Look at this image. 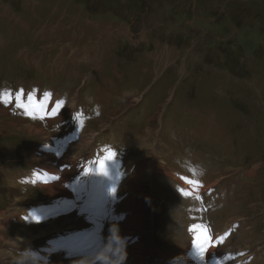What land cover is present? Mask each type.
<instances>
[{"label": "rangeland", "instance_id": "obj_1", "mask_svg": "<svg viewBox=\"0 0 264 264\" xmlns=\"http://www.w3.org/2000/svg\"><path fill=\"white\" fill-rule=\"evenodd\" d=\"M20 89L24 90L22 103H28L30 93L36 103H44V109L35 116L26 115L16 106ZM45 92L50 94L47 100ZM4 93H10V99L7 104L0 100V210L10 203L2 190L6 174L16 179L19 174L22 189L18 187V197H13L28 201L0 217V238L15 234L26 238L19 231L23 224L17 219L20 212L30 224L26 230L44 229L43 222L29 221L27 211L42 201H56L60 195L44 197L45 187L63 181L62 176L71 185L80 180V173L74 176V161L87 174L84 169H89L93 159L96 164L109 150L114 151L109 161H123L128 171L134 153L151 160L139 184L135 211L121 203L130 172L122 179L117 176L120 193L113 196L114 209L107 225L91 228L64 216L53 220L57 229L25 246L0 240V251L11 249V264L31 249L41 257L34 264L93 263L99 256L112 259L103 251L105 245L92 255L69 260L61 252L50 253L54 259L49 258V252L37 247L50 246V237L66 228L67 234L82 228L98 230L104 242L108 238L104 249L112 256L123 255L121 237L128 236L124 264H130L133 257L141 260L139 264L171 252L170 257H175L189 241L183 239L182 245L171 248V240L178 242L180 236L192 240V231L187 236L185 228L189 230L192 220H202L203 213L198 200L181 202L173 191L179 172L206 180L225 178L222 188L217 187L221 201L213 200L215 211L209 206L208 213L214 225L223 223L222 230L214 227L216 231H229L226 223L239 224L236 235L228 236L218 251L227 245L238 246L239 264H264V0H0V94ZM57 101H63L57 115L40 119ZM79 133H83L80 138ZM144 142L150 149L145 150ZM57 146L65 147V152L70 147L68 154L59 152ZM40 148L41 155L32 154ZM192 153L195 158L190 157ZM38 157L47 162L55 159L56 169L67 162L73 168L49 169L45 162L34 160ZM153 158L163 168H153ZM185 158L215 164L216 172L178 162ZM250 163L261 165L253 175L248 174ZM39 169L51 172L52 179L38 176L36 184ZM213 186L209 181L210 194ZM71 194L76 199L77 194ZM184 204L186 210H178ZM222 204L229 208L222 206L221 212ZM44 209L45 213L49 208ZM33 214L39 217L36 211ZM127 219L133 233L116 234V223L119 230ZM232 236L234 241L228 244ZM79 239L75 235L72 243L76 245ZM137 241L134 253L130 246ZM28 264L33 262L29 259Z\"/></svg>", "mask_w": 264, "mask_h": 264}, {"label": "bare ground", "instance_id": "obj_2", "mask_svg": "<svg viewBox=\"0 0 264 264\" xmlns=\"http://www.w3.org/2000/svg\"><path fill=\"white\" fill-rule=\"evenodd\" d=\"M144 40V39H143ZM167 52V51H166ZM167 55V54H166ZM10 123H9V125H12V126H14V122L12 121V120H10L9 121ZM28 131H33V129L31 128V126H28ZM110 143V142H109ZM113 143V142H112ZM111 143V144H112ZM147 145V143H145L144 142V148H145V150H147V149H150L148 146H146ZM142 146V145H141ZM67 147H69V146H67ZM70 148V147H69ZM69 148H68V151H69ZM113 148V147H112ZM125 149V148H124ZM42 148H40V149H37V150H34L33 151V153L32 154H34V155H36V156H38V155H41L42 154ZM113 150V149H112ZM54 151H56L55 149L53 150V152ZM101 151V150H100ZM104 151V150H103ZM123 151V150H122ZM140 151V150H139ZM48 152H50V151H48ZM114 152V151H113ZM124 152V151H123ZM147 152V151H146ZM149 152V151H148ZM50 153H52V152H50ZM122 153V152H121ZM125 153V152H124ZM127 154H128V152H127ZM149 154V153H148ZM52 155V154H51ZM142 155L143 154H141V153H138L137 152V154L136 153H134V156H135V161H133L131 164L130 163H128V167H129V171H128V169H127V165L126 166H124V163H123V161L121 162V164L118 162V161H116V158H115V160L114 161H109V160H105L104 161V166H105V171L107 172V175H105L104 173H100L99 171H98V169L96 168V174H95V177H96V181L97 182H99L100 181V179H106L107 181H108V188H109V191H111V189L113 188V187H115V189H117V176L118 177H121V179L124 177V176H126L128 173H132L131 174V176L129 177V178H127V181H126V188H124V190H123V192H126V194H125V196L124 195H122V197L124 198L123 200H122V202L121 203H123V202H126V203H128L129 204V206L135 211V204H136V206L138 207L139 206V203H138V197H137V193L139 192L138 191V189H139V184H141V180H142V177H143V174H144V172L146 171V170H148L151 166H150V163H149V161H151V160H147L146 158H144L143 157V159H142ZM102 156V155H101ZM127 156V155H126ZM118 157V156H117ZM132 158V157H131ZM98 159V158H97ZM126 159V158H125ZM149 159V158H148ZM154 159V158H153ZM96 159H93V162H92V165L89 167V170H90V172H94V165H95V161ZM117 160H119V157H118V159ZM162 161V160H161ZM96 164H98V163H96ZM64 165H66L67 167H69V168H73V165H71V164H69L68 162L67 163H62V164H60L59 165V167H62V166H64ZM90 165V164H89ZM111 165H116V167H114L113 168V170H112V166ZM154 166L156 167V168H163V166H162V164H161V162L157 159V158H155L154 160H153V168H154ZM126 169H127V171H126ZM50 174V177H48L49 179H52V177H51V173H49ZM172 174V173H171ZM7 175V174H6ZM147 175V174H146ZM146 175H144V176H146ZM173 175V174H172ZM250 175V174H249ZM3 177H4V175H3ZM125 178V177H124ZM62 180L63 181H61V182H59V183H52L51 185H48L47 187H45L46 189H48L46 192V195H44V197H46V196H52V195H58V194H61L62 196L64 195H68L67 196V198H68V200H67V202H69V198H70V196H69V194L71 195V193H75V192H73V188H72V186L73 185H71V184H68L67 182H66V176H62ZM84 180V178H82V179H80V181L78 182V183H81L82 181ZM175 180L176 181H178V182H180V183H182L181 182V180L180 179H177L176 177H175ZM123 181H125V179H123ZM220 180H216V181H213V183L214 184H217L218 182H219ZM11 182H13V180H11V179H9L8 180V183H10V185H11ZM36 182H38L37 180H36ZM61 183H66L67 184V186L64 188L62 185H61ZM207 182L205 181V184H206ZM128 184H129V186L131 187V188H128L129 186H128ZM212 184V183H211ZM120 187L121 186H119V188H118V190H116L115 191V196L116 195H118L119 193H120ZM174 187V186H173ZM210 187V186H209ZM64 188V189H63ZM187 189H188V191L189 192H191V193H195V192H200L201 191V189L202 188H198V190H196V188H194V187H191V186H187ZM243 191V190H242ZM246 192V191H245ZM88 188H87V185H86V181H83L82 183H81V186H80V188H79V191H78V193H75V194H77V196H78V198L79 199H85L87 196H88ZM9 194V193H8ZM113 194V195H114ZM10 195V198H11V196H12V193L11 194H9ZM245 196V195H244ZM44 197H42V198H44ZM102 198H107V195L105 194V191H104V188H99L98 190H96V192H94L93 193V200H97V201H100ZM28 201V199L27 198H15V197H13L12 196V199H11V202L9 203V207H7V209H3V210H0V217L2 216V215H4L5 213H9V212H12L13 210H15L16 208H18V207H20L22 204H24V203H26ZM117 201V200H116ZM237 201H235V203H236ZM46 203H49V202H40L39 203V205H43V204H46ZM55 204L54 203H52L51 205H49V206H46L47 208H52L53 206H54ZM24 206V205H23ZM117 207H118V205H117ZM114 209V208H113ZM44 208H42V209H40V210H37L36 212L39 214V217H42V218H44V216H41V215H44ZM139 210V209H138ZM4 211H6V212H4ZM102 211V209H97L96 211H94L95 212V215L98 217V220H96V222L97 223H106L107 221H106V219H105V217L102 215V218H100L98 215H99V213ZM118 211H119V209H118ZM94 212H92V213H94ZM150 213V212H149ZM16 214V213H15ZM117 215V214H116ZM235 215V214H234ZM245 215V214H244ZM15 215H13V216H11V217H14ZM27 216H29L28 215V211H27ZM115 216V215H114ZM230 216H231V214H230ZM5 217V216H4ZM18 217V220H19V216H17ZM106 217H107V215H106ZM142 217V216H141ZM10 218V217H9ZM64 221H65V219H63ZM116 220H118L117 218H116ZM185 220V219H184ZM232 220H234V219H228L227 221H232ZM227 221H225V222H227ZM48 221H45V222H43L44 224H46ZM55 221H53L52 223H50V222H48L47 223V225L48 226H46V228L44 227V229H36V230H33V231H28V230H26V227H22V229L21 230H19V231H21V232H23V234L26 236V238L24 237V238H21V239H19V237H18V235L17 234H15L13 237H10V238H8V239H5L4 237H1L0 238V240H2L3 241V243H12V241L13 242H15V244L16 243H18V245L20 244V246L21 245H27L28 243H30V242H32L34 239H36V238H38V237H40V236H44V235H46V234H48L49 232H51V230H53V229H57L58 227H57V225H56V223H54ZM139 222H140V220H139ZM143 222V220L141 221V223ZM186 222H188L187 220H186ZM121 223V222H120ZM239 223V222H238ZM217 224V223H216ZM98 225V224H97ZM186 225V224H185ZM100 226V225H99ZM189 226H191V225H189ZM204 226H206V224L204 223ZM110 227L111 228H113L114 227V224H111L110 225ZM119 227V226H118ZM138 227H140V226H138ZM214 227H217L218 228V225H214ZM218 230H219V228H218ZM220 230H222V229H220ZM119 231H120V233L121 234H124V235H127L126 233H128V235L129 234H131V233H133V231H132V226H131V223H130V221L127 219V221H126V224H124V225H122L121 227H120V229H119ZM216 231V230H215ZM250 231V230H249ZM81 232V231H80ZM141 232V231H140ZM143 232V231H142ZM252 232V231H251ZM75 233V231H73V233L72 234H74ZM218 233V234H217ZM247 233V232H246ZM254 233V232H253ZM12 234V233H11ZM53 234V233H52ZM82 234V233H81ZM107 234V233H106ZM116 234H118V233H116ZM8 235V234H7ZM222 235V232H219V231H216V234H215V237H218V236H221ZM233 235V234H232ZM116 236V235H115ZM130 236V235H129ZM8 237V236H7ZM85 237V235L84 234H82V237H79V238H84ZM126 237H128V236H126ZM230 237V236H229ZM248 238V237H247ZM121 239V238H120ZM251 239H253V238H251ZM184 240H187V241H189V242H184V248H180L175 254H176V256H175V258H178V257H181V258H183V262H182V264H221L220 263V259H219V257H217V255H216V251H215V249L217 250V247H213V248H209V250L205 253V255H204V257L203 258H201L200 256H199V254H198V251H197V249L195 248V246L192 244V240H190V238H187V237H185V239ZM233 240L234 239H231L230 238V242L228 243V244H232L233 243ZM248 240H250V238L248 239ZM247 240V241H248ZM255 240V239H254ZM137 243H138V241L137 242H134L130 247H131V250H133L132 252H134V253H136L137 252V249H138V246H137ZM225 244V242L224 243H222V244H220L221 246H223ZM238 250H239V247L238 246H234V248L232 247V246H226L224 249H223V251L222 252H229V257H228V259H229V261L231 262V263H233V260H234V257L236 256V253H238ZM3 251V252H2ZM4 251H5V253H4ZM10 251H11V249L10 250H8V249H5V250H1L0 251V257H2L1 258V260H0V264H11V260L9 259V258H11V256L12 255H10L9 253H10ZM218 251V250H217ZM251 253V252H250ZM264 253V249L262 250V254ZM251 256V255H250ZM15 257V256H14ZM168 257H170V256H168ZM172 257V256H171ZM260 257V256H259ZM5 258H7V259H5ZM237 258V257H236ZM94 259V258H93ZM92 259V261H93V263L92 262H90V261H84L85 262V264H96V260H93ZM243 259V258H242ZM244 260V259H243ZM141 260L138 258V257H133V259L130 261V264H139V262H140ZM242 263V262H241ZM247 263V262H246ZM62 264H82V260H74V261H68V262H65V263H62ZM143 264V263H142Z\"/></svg>", "mask_w": 264, "mask_h": 264}, {"label": "snow or ice", "instance_id": "obj_3", "mask_svg": "<svg viewBox=\"0 0 264 264\" xmlns=\"http://www.w3.org/2000/svg\"><path fill=\"white\" fill-rule=\"evenodd\" d=\"M23 89H20L16 92L15 100L17 102L16 106L18 108H22L25 111V114L28 116H35V114L39 111H42L45 107L44 103L37 104L33 98V96L29 93L28 94V103H22L21 102V96L23 94ZM49 93H44V98L47 100L49 98ZM10 99V93H4L0 94V100H2L5 104L9 102ZM63 104V101H57L55 106L51 108L50 111L45 112L44 115L40 116V119H45V117H54L57 115V109L61 107ZM82 123V122H81ZM114 156V153L112 151H108L107 155L104 156L102 159L97 161L99 167L98 171L100 173H104L107 175V172L105 171L104 161L105 160H111ZM90 170L88 168L84 169V172H89ZM186 182L190 185H195L196 190L200 187V182L195 180H190L187 177H184ZM116 191L115 187L111 189V192L114 194ZM183 191V190H182ZM211 191V190H209ZM190 193L184 192V195H189ZM197 199H202L201 196L197 195ZM189 231L194 232V238L192 240V244L195 246V248L198 251V254L201 258L204 257L205 253L209 250V248L213 247H219L220 244L224 243L226 238L231 235V231H225L221 236L214 237L209 234L208 227L202 225V224H192L189 228ZM240 255H243V253H240Z\"/></svg>", "mask_w": 264, "mask_h": 264}, {"label": "crops", "instance_id": "obj_4", "mask_svg": "<svg viewBox=\"0 0 264 264\" xmlns=\"http://www.w3.org/2000/svg\"><path fill=\"white\" fill-rule=\"evenodd\" d=\"M42 134V133H41ZM57 148H59V152H62V153H64V155H67L68 154V150L65 152V147H58L57 146ZM45 153V155H46V152H44ZM60 156V155H59ZM39 158V157H38ZM35 161H42V163H46V165H47V167L50 169V167L52 166V167H55V169H56V165H55V159L54 160H52V159H49V161L50 162H47L48 160L46 159V158H39V159H34ZM41 163V162H40ZM242 164V163H241ZM260 164H258V163H250L249 164V167H247V169L249 168V172H248V174H251V175H253V174H255V172L257 171H259V169H260ZM57 168L58 169H56V170H59V165L57 166ZM49 173H51V172H49ZM22 177L24 178V176L22 175ZM9 179H11V180H13V186H10V183H8V180ZM4 180H5V184H6V186L5 187H3V191L4 192H6L7 193V198L5 197V199L7 200L8 199V197L10 198V195L9 194H11L12 193V196H13V194L15 195V196H17V194H18V192H19V188L20 189H22L21 188V186H18V184H19V174L17 175V179H16V177L14 176V175H10V176H4ZM15 183V184H14ZM38 182H36V184H37ZM38 185H39V183H38ZM19 187V188H18ZM9 193V194H8ZM17 193V194H16ZM58 195H60V196H62L61 194H58ZM12 196H11V198H10V201L9 202H11V199H12ZM18 197V196H17ZM42 202H48V201H42ZM36 206V205H35ZM7 205L6 206H4V208L5 209H7ZM16 210V209H15ZM33 212H34V210L33 211H31L30 209L28 210V215H29V217H28V219H29V221H30V219L32 218V219H34V220H36L37 221V223L36 224H38V222L40 223V222H45V221H41L39 218H37L36 217V215H34L33 214ZM18 215H19V213H18ZM17 215V216H18ZM41 216H44V215H41ZM19 217H20V220H18V221H20V222H22L23 224H22V227L23 226H27V225H30V224H28L29 222H26L27 220H24L23 218L24 217H26V215H24V213H21L20 212V215H19ZM17 219H18V217H17ZM50 223H51V221H50ZM40 224H43V223H40ZM45 225L47 226V223L46 224H44V227H45ZM79 226V225H78ZM78 232V234H76L78 237H82V235H81V233L79 232V231H76L75 230V233H77ZM45 236V235H44ZM43 237V236H42ZM42 237H40V238H42ZM71 237H73V234H72V236ZM40 238H38V239H40ZM38 248H41V249H44V244H42L41 246H37ZM29 249H31V248H29ZM32 250V249H31ZM56 253V252H55ZM57 253H59V252H57ZM52 254V253H51ZM49 258L51 257H53V256H51L50 254H49V256H48ZM52 259H54V258H52ZM56 259V258H55ZM66 261V260H65Z\"/></svg>", "mask_w": 264, "mask_h": 264}, {"label": "clouds", "instance_id": "obj_5", "mask_svg": "<svg viewBox=\"0 0 264 264\" xmlns=\"http://www.w3.org/2000/svg\"><path fill=\"white\" fill-rule=\"evenodd\" d=\"M122 218V217H121ZM116 230L119 234V230H118V225L116 223ZM109 237L112 235V228L110 227L109 229ZM122 238V241H123V255H115V256H112V253L110 250L108 249H104L103 248V251H105L108 256H111L112 259L110 260H107L105 259L103 256H99V258L96 260V264H101V262H103V264H124L125 260H126V257H127V252H126V242H127V237H121ZM108 242V238H107V241L104 242L103 239H99V246H97L96 244L91 248V249H88L86 251H82L78 254H76L77 256H88V255H92L94 253H96L97 251V248H99L101 245H105L106 243ZM115 243V241L113 242ZM41 257L39 256V254L34 251V250H28V251H24V252H21V259H19L17 261V264H28V260L30 259L33 264L35 261L39 260ZM82 264H85L84 261H82Z\"/></svg>", "mask_w": 264, "mask_h": 264}]
</instances>
